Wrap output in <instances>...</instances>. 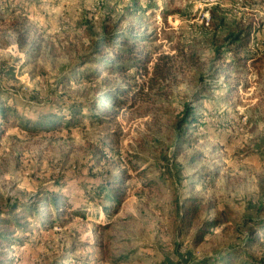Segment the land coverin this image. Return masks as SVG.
I'll return each instance as SVG.
<instances>
[{
	"label": "rangeland",
	"instance_id": "obj_1",
	"mask_svg": "<svg viewBox=\"0 0 264 264\" xmlns=\"http://www.w3.org/2000/svg\"><path fill=\"white\" fill-rule=\"evenodd\" d=\"M0 106V264H264V0H0Z\"/></svg>",
	"mask_w": 264,
	"mask_h": 264
},
{
	"label": "trees",
	"instance_id": "obj_2",
	"mask_svg": "<svg viewBox=\"0 0 264 264\" xmlns=\"http://www.w3.org/2000/svg\"><path fill=\"white\" fill-rule=\"evenodd\" d=\"M139 32H140V30H135V28L132 27L129 29L128 34H125V35L117 34L115 36V38L112 39V41L110 43L111 49L113 50V52H115V58H116L117 62L120 60H124V59L131 62V65L128 68H126L125 66H123L121 64L117 65V62L113 63V65H104V64H107V63H102V62H106L104 60V61H101V63L103 65H101L100 70L106 71L109 69V70H112V71L122 75L129 68H131L133 66H137V67L142 68V66L147 64V62H143V65H140V63H139L140 61H138L139 59H136L134 57H128V58L125 57V56L129 55L130 47L137 45L138 38L142 36V34H140ZM243 33H244V35L239 34V35L235 36L236 40H234L233 42H239V41L244 40V43H247L248 39L250 37V30H247V31L245 30V31H243ZM116 38H118V41H115ZM106 44H107V41H102L100 45L98 44V47H100L102 45L105 46ZM232 56H236V55L233 53ZM99 63H97V64H99ZM166 66H167V63H164L162 66L155 64L153 72H152L153 76L151 77L150 82L158 81L159 79L166 78L170 74V69L167 68ZM143 68L145 69V67H143ZM100 70H99V72H100ZM92 74H93V76H97L98 72L95 70V71H93ZM121 93L123 96L126 97V95L130 93L128 86H127V88L125 87V88L121 89ZM104 96H105V99L108 100L110 97H112L114 95L112 93L108 92ZM133 96H135V94ZM113 101H117V104H119L120 102L123 101V99L121 97H119L118 99L117 98H115V100L113 99ZM129 106L131 107V105H129ZM13 113H14V109L11 106H0V120L7 122L9 120V118L11 117V115H13ZM187 114H189V113H185V116H187ZM67 119H68L67 122H70L72 117L68 115ZM48 124H50V123L48 122ZM46 125H47V123H46ZM95 188L97 190H103V185H96ZM57 196H58L57 194L50 193L49 197L47 199H44V200H46L44 202V205L46 206L47 204H50V203L56 204ZM66 206L71 207L68 204ZM61 207H62V209L64 208V206H61ZM190 211H192V209ZM228 221H229V217L226 214V212L222 209L220 211V218L218 220H216L215 222L210 223L207 227L212 228V227L219 225L220 223H225ZM203 227L204 226H202L199 229L198 234H197V239L201 238L204 235L205 231H202ZM251 264H255V263L251 262Z\"/></svg>",
	"mask_w": 264,
	"mask_h": 264
}]
</instances>
